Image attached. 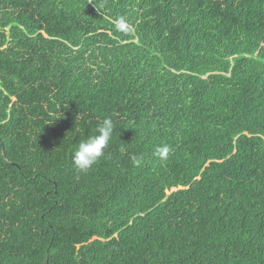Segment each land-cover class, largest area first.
I'll use <instances>...</instances> for the list:
<instances>
[{
	"label": "trees",
	"instance_id": "16d2710c",
	"mask_svg": "<svg viewBox=\"0 0 264 264\" xmlns=\"http://www.w3.org/2000/svg\"><path fill=\"white\" fill-rule=\"evenodd\" d=\"M46 260L264 264V0H0V264Z\"/></svg>",
	"mask_w": 264,
	"mask_h": 264
},
{
	"label": "clouds",
	"instance_id": "9594fccd",
	"mask_svg": "<svg viewBox=\"0 0 264 264\" xmlns=\"http://www.w3.org/2000/svg\"><path fill=\"white\" fill-rule=\"evenodd\" d=\"M131 25L123 16L114 21V29L119 33H126ZM59 118V116L57 117ZM56 118V119H57ZM55 119V120H56ZM115 126L111 117H105L95 128V133L81 140L74 148L71 154V165L75 171L81 174L89 172L101 158L105 156V150L109 147L113 138ZM121 151H125L122 147ZM168 152L167 147L157 148L154 155L158 158H164ZM143 157H132V165L141 167Z\"/></svg>",
	"mask_w": 264,
	"mask_h": 264
},
{
	"label": "water",
	"instance_id": "95a60500",
	"mask_svg": "<svg viewBox=\"0 0 264 264\" xmlns=\"http://www.w3.org/2000/svg\"><path fill=\"white\" fill-rule=\"evenodd\" d=\"M46 263H47V260H46V262L44 264H46Z\"/></svg>",
	"mask_w": 264,
	"mask_h": 264
}]
</instances>
